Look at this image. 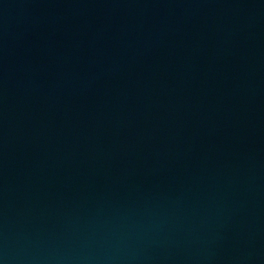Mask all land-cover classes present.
Instances as JSON below:
<instances>
[{
	"label": "water",
	"instance_id": "95a60500",
	"mask_svg": "<svg viewBox=\"0 0 264 264\" xmlns=\"http://www.w3.org/2000/svg\"><path fill=\"white\" fill-rule=\"evenodd\" d=\"M0 264H264V0H0Z\"/></svg>",
	"mask_w": 264,
	"mask_h": 264
}]
</instances>
